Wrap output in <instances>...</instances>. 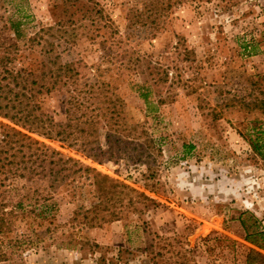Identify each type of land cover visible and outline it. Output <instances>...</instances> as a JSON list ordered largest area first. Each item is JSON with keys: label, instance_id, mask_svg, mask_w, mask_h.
I'll return each instance as SVG.
<instances>
[{"label": "rangeland", "instance_id": "rangeland-1", "mask_svg": "<svg viewBox=\"0 0 264 264\" xmlns=\"http://www.w3.org/2000/svg\"><path fill=\"white\" fill-rule=\"evenodd\" d=\"M66 64L80 86L103 81L122 98L130 143L84 149L30 133L48 159L73 158L43 169L37 160L34 173L19 145L0 149V264H264L248 260L252 248L264 253V159L242 133L264 121L242 105L264 96V0H0V82L29 88L57 123ZM4 102L0 94V140L22 130ZM11 154L18 164H7ZM86 167L153 200L124 191L111 201L118 216L103 220L104 207L88 210Z\"/></svg>", "mask_w": 264, "mask_h": 264}, {"label": "trees", "instance_id": "trees-1", "mask_svg": "<svg viewBox=\"0 0 264 264\" xmlns=\"http://www.w3.org/2000/svg\"><path fill=\"white\" fill-rule=\"evenodd\" d=\"M9 28L12 29L15 35H19V25L10 22ZM63 74L65 79V85H67V98L63 100L64 103V114L66 117V122L57 123L50 116L44 117L37 112L40 105L38 101L34 100V94L29 92V88L25 91H17L12 87L10 83L3 84L0 82V94L3 98L5 113L4 116L9 121L14 123L16 126L22 128V130L17 129L15 126L11 127L13 130L10 133L7 130H2V138L0 140V149H5L7 146L9 148H15L14 144L19 145V149L23 154L24 159L23 169L28 170L31 173L36 172V167L41 165L42 169L46 163L50 165L58 164V162L68 163L73 160L69 157L63 159L59 157L58 159L50 158L48 159L46 150L48 146L30 135V133H35L38 136L44 138H55L57 137L59 141L68 142L70 146L79 143L84 149H87V145L98 144L101 139L104 142H111L113 140L124 144L126 147L128 143L123 140L121 133L123 132V126L121 125L120 119V104L123 101L118 95L111 92L107 85H104L103 81L95 84L94 82L88 83L87 86H80V71H78L72 64H66L57 68L58 76ZM17 76H12L11 79L15 80ZM24 89V88H23ZM140 96L147 103L148 92L145 90H140ZM244 107L252 111H261L264 115V96H255L253 100L244 102L242 104ZM58 128V129H57ZM137 127L133 126V131ZM143 134H147L145 129L142 130ZM252 147L253 151L264 159V121L251 122L250 125L246 127L245 132H242ZM3 142V143H2ZM35 145V147H33ZM23 147H28L31 152L26 154ZM16 149V148H15ZM98 150H95L94 157H99ZM52 152L57 153L55 150ZM103 153V151L101 150ZM100 152V153H101ZM113 152H110L112 155ZM17 154H11L5 157L7 164L11 165L15 162L14 158ZM52 157V156H51ZM1 158V156H0ZM26 160L29 159L30 164H26ZM3 159V158H2ZM37 160L39 163L37 166ZM3 163V167L5 165ZM43 165V166H42ZM17 169H21L19 165L15 166V170L10 166L8 171L15 173ZM66 169V168H61ZM53 172L54 180L63 179L60 175L59 169H54L53 166L50 167ZM86 171H95L94 168L86 167ZM88 177L92 179V184L95 186L96 191V202L92 203L90 211L96 210L99 207H104L108 212L107 216L101 217L103 220L114 219L118 216L116 210H110L111 201H113L115 196L124 191L136 192L138 196L144 198L145 200H153L147 194L139 192L136 189L130 187L129 185L117 181L111 178L108 174H102L95 171L92 175L88 174ZM122 200V199H121ZM23 200L17 201L15 207L22 206ZM4 212V210H3ZM4 213H0V227L1 225H6V218ZM98 216L94 215L91 219H97ZM246 239L252 243H255L253 235L250 233L246 236ZM261 259L264 263V253L252 248L248 253V260Z\"/></svg>", "mask_w": 264, "mask_h": 264}]
</instances>
